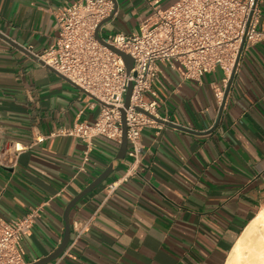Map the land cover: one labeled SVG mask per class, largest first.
Listing matches in <instances>:
<instances>
[{
  "label": "crops",
  "instance_id": "1",
  "mask_svg": "<svg viewBox=\"0 0 264 264\" xmlns=\"http://www.w3.org/2000/svg\"><path fill=\"white\" fill-rule=\"evenodd\" d=\"M79 0H0V217L40 208L24 238L26 263L63 241L65 213L116 158L121 144L97 137L87 169L86 144L66 135L94 123L101 104L43 65L56 40L55 12ZM102 35L138 31L178 0H116ZM262 39L244 49L228 83L221 69L200 81L164 68L156 88L165 125L142 133L139 161L127 154L114 174L70 214L71 242L51 264H226L245 229L264 208V0ZM222 93L223 97H218ZM219 123L215 131L210 132ZM128 175L109 199L108 184Z\"/></svg>",
  "mask_w": 264,
  "mask_h": 264
},
{
  "label": "built area",
  "instance_id": "2",
  "mask_svg": "<svg viewBox=\"0 0 264 264\" xmlns=\"http://www.w3.org/2000/svg\"><path fill=\"white\" fill-rule=\"evenodd\" d=\"M259 3V1H258ZM256 0H178L154 13L134 33H108L101 37L108 45L125 51L134 58L128 74L122 56L103 44L96 36L99 25L115 13L114 0H79L56 12L59 34L39 58L71 79L94 99L91 106L102 105L94 123L76 122L64 133L86 144L78 172L85 171L97 137L122 143L123 116L126 111L128 155L139 161L142 155V133L147 127H162L144 111L162 118V102L156 88L164 68L178 70L187 80L200 81L210 72L221 69L229 83L238 56L245 48L259 42L260 10ZM134 82L131 105L125 107L130 82ZM218 97L222 98V93ZM128 175L106 187L109 199L126 181ZM40 208L25 215L0 217V264H27L24 238L31 235Z\"/></svg>",
  "mask_w": 264,
  "mask_h": 264
},
{
  "label": "water",
  "instance_id": "3",
  "mask_svg": "<svg viewBox=\"0 0 264 264\" xmlns=\"http://www.w3.org/2000/svg\"><path fill=\"white\" fill-rule=\"evenodd\" d=\"M258 1L259 0H256V4L258 3ZM114 2H115V12H116L117 11V8H118L117 7V1L114 0ZM114 15H115V13L111 17L107 18L105 21H103L99 25V27L97 28V31H96V36H97V38L103 44L109 46L113 51H115L117 54H119L120 56L123 57V59H124V61L126 63V66H127L128 74L130 75L131 74V71H132V69L134 67V58L130 54L126 53L125 51L120 50V49H118L116 47H113L111 45H108L107 42L100 35V29H101V27L104 24H106L107 22H109L110 20H112L113 17H114ZM0 37L3 38V39H5L6 41H8L9 43H11L12 45H14L16 47H19V45H17L11 39H9L8 37H6L5 35H3L1 33H0ZM245 44H246V39H244V41H243V44H242V47H241V50H240V53H239V56H238V60H237L236 66H235L234 71H233V73L231 75V78L229 80L228 87H227V90H226V93H225V97H224V102L222 104V110H221V112L223 111V108L225 106V102H226L227 96H228V94H229V92L231 90V86L233 84V81H234V78H235V75H236V72H237V68H238L239 62L241 60L242 54H243L244 49H245ZM38 59L40 60V62L43 65H45V66L49 67L50 69L56 71L57 73H59L60 75H62L63 77H65L67 80H69L72 83H74L71 79H69L65 75L61 74L54 67L46 64L39 57H38ZM74 84L77 85L76 83H74ZM77 86L80 87L79 85H77ZM80 88H82V87H80ZM133 88H134V82L131 81L130 84H129L128 93L126 95V103H125V107L126 108H129L130 105H131V97H132V93H133ZM88 94H90V93H88ZM90 95L95 100H97L99 103H101L102 105H108L104 101H102L99 98H97L95 95H93V94H90ZM137 109L141 110L142 112H145L146 114H148L150 117L154 118L159 123H163L165 125H168V126H171V127H175L177 129H180V130H185V131L188 130V129L183 128V127H181L179 125H176L174 123H171L168 120H164L162 118L156 117L155 115L144 111V109H142L140 107H138ZM121 112H122V116H123V131H124V134H123V140H122V143H121V146H120V149H119V151L117 153L116 158L110 163V165L107 167V169L105 171H103V173L97 179H95L81 194H79L77 197H75L70 202V204L68 205V207L66 208V213H65L66 230H65V235H64L63 241L61 242V244L59 245V247L52 254H50L49 256L44 257V258H42V259H40V260H38V261H36V262H34L32 264H51L52 262L56 261L57 259H59L64 254V252L66 251V249L68 248V246H69V244L71 242V222H70V214H71V211L73 210L74 207H76V205L80 201H82L91 192L95 191L98 187H100L102 184H104L114 174V172L117 170V168L120 166V164L126 159L127 154H128V149H129V140H128V135H127L126 111H125L124 108H122L121 109ZM218 125H219V123H217L216 126L213 129H211L210 132L215 131L216 128L218 127Z\"/></svg>",
  "mask_w": 264,
  "mask_h": 264
},
{
  "label": "bare ground",
  "instance_id": "4",
  "mask_svg": "<svg viewBox=\"0 0 264 264\" xmlns=\"http://www.w3.org/2000/svg\"><path fill=\"white\" fill-rule=\"evenodd\" d=\"M226 264H264V208L245 229Z\"/></svg>",
  "mask_w": 264,
  "mask_h": 264
}]
</instances>
